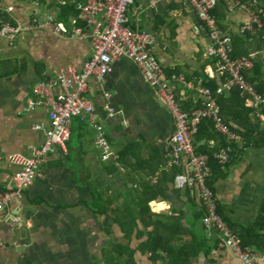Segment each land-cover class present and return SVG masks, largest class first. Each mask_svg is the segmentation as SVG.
I'll return each instance as SVG.
<instances>
[{"label":"crops","instance_id":"crops-1","mask_svg":"<svg viewBox=\"0 0 264 264\" xmlns=\"http://www.w3.org/2000/svg\"><path fill=\"white\" fill-rule=\"evenodd\" d=\"M252 1L234 10L219 5L216 18L232 39L233 53L235 49L239 57L253 54L254 64L255 58L264 61L257 41L261 31L239 32L251 11L264 16L262 0ZM60 5L62 0H0V11L14 26H24L35 19L43 23L46 14L60 22ZM126 16L130 29L155 37L153 53L168 76L180 75L194 89L200 79L205 85L220 81L222 77L209 76L213 62L206 50L211 42L188 0H160L153 7L148 0H135ZM72 20L83 22L80 16L71 18L70 27ZM81 29L86 30L85 23ZM90 56L87 39L56 37L50 27L23 32L14 43L0 38V72L15 73L0 78V188L19 171L11 157L17 153L32 156L44 142L47 109L26 110L36 100L35 84L55 77L59 69H81ZM173 84L181 104L200 107L203 97L196 90ZM84 96L95 106L96 125L103 128L113 156L103 160L97 131L88 119L72 118L64 151L54 149L41 166L40 177L0 219V264H126L125 255L117 261L120 248L134 253L135 264H153L150 254L141 249L149 233H155L159 248L170 246L191 254L190 264H242L232 251L221 248L215 231L204 228L199 192L174 187L178 169L170 165L167 155L174 120L141 69L121 59L103 81L90 80ZM106 107L113 109L111 117ZM221 116L232 129L243 132L241 125L224 118L222 112ZM259 125L264 127V120ZM202 143L212 150L218 145L217 140ZM234 145L229 162L219 164L218 177L212 188L208 186L226 224L238 236L255 223L264 204V137L257 145L246 146L241 138ZM199 154L207 155L210 164L208 153ZM116 217L126 231L116 224ZM247 250L264 255L254 247Z\"/></svg>","mask_w":264,"mask_h":264},{"label":"built area","instance_id":"built-area-1","mask_svg":"<svg viewBox=\"0 0 264 264\" xmlns=\"http://www.w3.org/2000/svg\"><path fill=\"white\" fill-rule=\"evenodd\" d=\"M66 1L75 5L80 19L85 23L86 30L76 27L75 20H72L70 28H66L51 14L45 15L43 23L35 19L24 26L23 24L14 26L8 22L1 24L0 38L10 43H14L23 32L50 27L56 37L70 36L87 39L91 47V56L81 69L74 67L59 69L55 77L43 79L35 84L36 100L30 101L26 110L46 108L49 125L44 132V142L35 149L32 156L17 153L11 157V161L19 166V171L11 177L5 187L0 188V219L7 208L22 200L25 190L40 177L39 170L54 149L60 148L64 151L69 139L72 118L88 119L97 131V144L102 149L103 160L107 161L113 156L105 140L103 128L96 125L95 106L84 95L90 80L103 81L105 76L112 72L114 63L125 59L141 69L146 83L156 92L159 100L173 117L175 132L169 140L167 155L170 165L178 169L173 175L174 187L176 189H196L199 192L205 209L201 222L206 230H213L218 234L221 248L232 251L242 264H264V255L243 249L238 236L220 217L214 192L208 186V179L211 176L209 157L196 152L194 140L203 119H211L216 132L226 142V145L215 155L219 164L229 162L233 153V145L240 140L235 130L221 116L212 90L203 85V79L199 80L198 86L194 89L180 75L172 73L168 76L166 74L153 53L156 46L155 37L128 27L126 14L134 5L135 0H64L62 4ZM159 1L148 0L151 7ZM188 1L207 31L211 42L206 50V57L213 62L209 76H219L225 80L218 88L217 94L222 95L235 89L244 99V105L251 110L250 115L253 119L258 120V123L263 122L264 93L258 94L244 75V71L250 70L253 66V54L234 59L232 39L224 34L218 19L213 14V10L220 4L229 10H234L247 7V1ZM261 27L258 13L251 11L249 21L239 28V32L241 34L251 31L259 32ZM174 82L188 90H196L203 97L200 107L183 110ZM106 108L111 117L113 109ZM13 222L16 226L21 224L17 218ZM0 246H3L1 241Z\"/></svg>","mask_w":264,"mask_h":264},{"label":"trees","instance_id":"trees-1","mask_svg":"<svg viewBox=\"0 0 264 264\" xmlns=\"http://www.w3.org/2000/svg\"><path fill=\"white\" fill-rule=\"evenodd\" d=\"M64 1V0H62ZM250 1V0H245ZM219 6V5H218ZM220 6L224 9L225 6L223 4H220ZM222 9V14L224 10ZM261 13H264V0H262L261 5ZM213 14L218 17L219 13L217 12V9L213 10ZM221 15V14H220ZM79 13L75 9V5L73 3H70L66 1V3L60 5L59 7V13L57 19L64 24L67 28H70L69 21L71 18H78ZM261 23H262V29L261 35L257 39L259 41L260 46L259 49L264 52V40L262 39V36L264 37V16L262 14L260 15ZM2 22H8L12 24V21L10 18L0 11V29ZM76 27L84 28V23L80 20L77 21ZM234 46V44H233ZM237 46V45H236ZM237 54H240V52L235 51L232 55V57L235 59L236 57H239ZM15 73H2L0 72V78L4 76H11ZM247 81L251 83L255 91L258 94L264 93V61L260 62L256 58L254 60L253 69L251 72H245L244 73ZM224 78H221L220 81L213 80L210 83L203 82V85L206 87H210L212 90L213 96H215L217 99V104L220 107V111L222 112L224 118L234 120L236 124L241 125V129L243 132H237L241 138V140L247 144H254L257 145V141H260L264 137V127H260L258 120H254V123L249 118V114L251 112L250 109L244 107V99L240 96L239 92L235 89L231 90L228 97L226 95H219L217 94V90L220 86V84L224 83ZM214 98V97H213ZM181 103V102H180ZM199 105H201V102H199ZM192 107V104L188 105V102L181 104V108L183 110H190ZM241 133V134H240ZM210 140H217L218 145L215 148V150L209 149V147L206 146V143H202L203 141H210ZM194 144L197 146V153H208L210 156V166L212 168L211 176L208 179V185L212 188L213 183L218 177L216 175L217 170L220 169V165L218 161L214 158V152H217L220 147H223L226 145V142L221 138V136L218 135V133L215 130L214 123L211 119H203L201 120V123L198 128V133L195 137ZM244 147V145H243ZM233 150H235V145H233ZM148 200L145 202V204H148ZM218 213L220 214V217L222 220L226 223V219L223 217V214L218 208ZM137 219L134 218V223L136 225ZM145 222V218L143 220ZM116 224L121 227V229H124L126 231V227H122L120 224L118 217L115 218ZM146 223V222H145ZM156 229V225H153ZM145 228L148 229L149 225H145ZM230 228V227H229ZM231 230V228H230ZM232 231V230H231ZM131 229L127 231V235L130 234ZM233 232V231H232ZM234 233V232H233ZM239 239L240 244L243 249H248L251 247H254L256 251L264 253V204L261 207V213L255 223L250 226L249 228H244L242 232L239 233ZM163 240H160V243ZM142 250L145 252H148L151 256V261L153 264H156L158 261H163V264H190L189 258L191 254L185 253L181 250H173L170 246L168 248H159L157 241L155 242V233H149L148 234V240L145 244H143ZM121 253L117 256L119 261L120 258L126 256V264H135L133 261L134 253L127 249V248H120ZM162 253L165 254V258L162 257ZM116 258V257H115ZM117 263V262H116ZM119 263V262H118Z\"/></svg>","mask_w":264,"mask_h":264}]
</instances>
